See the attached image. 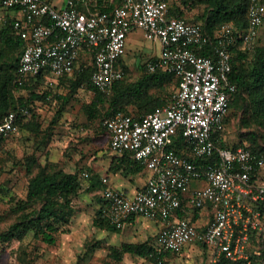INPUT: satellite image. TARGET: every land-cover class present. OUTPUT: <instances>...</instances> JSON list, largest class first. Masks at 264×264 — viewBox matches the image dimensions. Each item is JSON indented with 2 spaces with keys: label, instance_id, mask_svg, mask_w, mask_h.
I'll use <instances>...</instances> for the list:
<instances>
[{
  "label": "built area",
  "instance_id": "1",
  "mask_svg": "<svg viewBox=\"0 0 264 264\" xmlns=\"http://www.w3.org/2000/svg\"><path fill=\"white\" fill-rule=\"evenodd\" d=\"M52 1L0 0V9L12 13V35L23 42L18 81L41 74L54 81L70 75L86 51L93 61L92 85L109 94L122 78L116 62L123 57L128 35L137 29L144 39L159 44L147 70L178 79L167 104L140 118L117 112L104 121L110 150L130 154L148 173L132 195L109 186L102 190L110 224L121 229L133 217L162 222L152 243L159 255L180 254L199 244L207 251L204 264H220L222 258L234 264H264L258 247L249 245L252 236L264 239V160L242 146L216 144L224 141V118L235 91L230 49L237 40L242 48L254 49L264 23V1L249 0L247 25L238 37L231 24L215 30L214 58L198 54L209 41L200 25L168 17L166 1L122 0L110 11L103 10L107 0H63L59 8ZM3 20L0 16V23ZM16 117L10 112L3 118L0 142L16 132ZM175 136L181 138L185 155L169 147ZM194 181L202 186L192 189ZM195 215L204 218L190 222Z\"/></svg>",
  "mask_w": 264,
  "mask_h": 264
},
{
  "label": "trees",
  "instance_id": "2",
  "mask_svg": "<svg viewBox=\"0 0 264 264\" xmlns=\"http://www.w3.org/2000/svg\"><path fill=\"white\" fill-rule=\"evenodd\" d=\"M104 0H99L101 3ZM167 2V16L177 17L186 20L191 24H199L203 33L208 37V43L198 52L201 56L214 58V32L222 24H231L236 31L237 37L246 28L247 19L246 13L249 5V0H193L190 3H199L205 5V11L200 21H189L182 14L174 9L169 0ZM264 1V0H263ZM184 0L182 3L187 4ZM122 0H107V6L103 9L110 11L115 6H120ZM4 11L3 22L0 23V42L5 46L13 49H18V55L13 60L5 65L0 64V123L3 118L10 112H16L17 117L19 108L26 107L27 101L14 99L11 91L13 89L30 90V83L39 80L42 77H48V74L38 75L36 77H24L20 81L16 79L18 61L23 48V42L16 36L12 35L10 22L11 12L6 9ZM264 25V23H263ZM262 25V27H263ZM262 29V28H261ZM261 34V31H260ZM260 34L256 45L252 51L242 48L239 40L236 41L235 47L230 49L231 54V75L230 80L235 85V91L231 96L227 113L224 118V124L227 127L230 123L233 106L238 104L242 107V112L239 117V125L241 133L238 136L237 143L229 146L224 141H216V144L221 147H231L235 149L242 146L251 152L262 156L264 160V146L260 145L259 140L262 135L257 129L264 130V45L259 43ZM148 58L143 64L138 66L139 75L134 81H127L126 61L119 59L116 62L122 72V78L112 85L111 92L105 94L96 89L91 83V75L94 70L92 56L90 53L83 51L79 56L80 67L70 75H64L57 78V81L63 85L66 90L64 95H57V99L67 101L74 96L77 90L85 88L93 93V98L89 103L84 104V111L87 118L91 121L98 120L103 122L113 113L120 112L124 115H129L133 118H140L153 111L155 108L161 107L171 101L172 95H168L167 87L173 84L174 89L178 86V79L170 73L162 70L149 72L146 68V63L152 60ZM176 91V90H175ZM30 97L33 100H40L42 97L30 91ZM15 121V122H16ZM24 128L30 127V123H24ZM31 128V127H30ZM105 132L109 135L104 126ZM32 130V129H31ZM225 137V133H224ZM7 140V139H5ZM1 141L0 145L5 141ZM171 149L182 156L186 154V149L179 136H175ZM110 149V148H109ZM110 161L109 170L116 173L120 167H124L131 174L139 173L143 166L131 158L130 154L123 153L117 155ZM26 173L29 175L26 187V196L23 200H19L12 207L11 212L15 215V220L8 227L0 232V251L4 244L10 243L13 240L23 241L25 237L31 235L34 240L41 241L46 245H54L57 239V234L60 229L70 223L73 216V200L77 197L81 190V185L78 176L75 173H66L61 169H55L52 165L46 163L41 166L34 156L25 159ZM95 178L97 176L95 175ZM103 179V178H102ZM101 179V184H104ZM92 179L90 188L95 184ZM99 182V181H96ZM102 206L96 211L93 223L100 229H105L110 232H119L122 230L115 228L110 224L104 215L106 201L100 195ZM178 216L188 218L186 214L178 213ZM190 222H194L195 218L191 217ZM131 219L127 221L130 222ZM153 242H136V243H121L119 247H110V257H113L115 262H121L124 254H130L142 258L151 264H161L170 257H178L180 254L173 252H164L161 255L153 250ZM250 247L255 246L259 249V257L264 256V239L261 236L250 237ZM202 247V245H201ZM96 245L92 244L85 248L82 260L89 259ZM206 249L205 247H202ZM252 255H255V250H249ZM220 264H234L225 259H221Z\"/></svg>",
  "mask_w": 264,
  "mask_h": 264
},
{
  "label": "rangeland",
  "instance_id": "3",
  "mask_svg": "<svg viewBox=\"0 0 264 264\" xmlns=\"http://www.w3.org/2000/svg\"><path fill=\"white\" fill-rule=\"evenodd\" d=\"M184 0H169L184 18L193 22L200 21L205 5L199 3H182ZM63 0H53L59 8ZM4 11L0 10V16ZM156 42L146 40L142 31L137 29L130 33L123 52L127 64L125 77L134 81L139 75L138 66L158 53ZM259 43L264 45V25L261 29ZM158 44V43H157ZM159 46V45H158ZM19 50L9 48L0 42V64L5 65L17 57ZM30 83V90L13 89L14 99L27 101L26 107L19 108L16 132L0 145V232L15 220L12 207L26 196L29 175L25 169V159L34 156L41 166L46 163L55 169L78 176L81 190L73 200V216L68 225L60 229L54 245L34 240L31 235L23 241L13 240L3 245L0 251V264H151L140 257L124 254L121 262L110 257V247H119L121 243L153 242L159 229L147 219H137L119 232H110L96 227L93 223L96 211L100 209V186L94 178L96 173H109L110 161L114 154L108 146V137L103 122L91 121L84 111V104L89 103L93 93L85 88L77 90L66 102L57 99L64 95L63 85L51 77H42ZM173 84L167 87L168 95L175 92ZM30 91L41 95L40 100H33ZM230 123L225 131V143L229 146L237 143L241 133L239 117L241 105H234ZM16 113V112H15ZM30 127L24 128V123ZM32 129V130H31ZM262 135L259 140L264 146V130L257 129ZM116 173L126 180L131 178L137 184V174H131L124 167ZM264 177V166L261 170ZM103 175V174H102ZM94 186L90 188V181ZM202 183L194 181L192 189L201 187ZM96 245L89 259L82 260L83 252L89 245ZM195 246V245H194ZM196 246H200L197 244ZM189 250V251H188ZM178 257L167 258L161 264H204L202 254L196 249H188Z\"/></svg>",
  "mask_w": 264,
  "mask_h": 264
},
{
  "label": "crops",
  "instance_id": "4",
  "mask_svg": "<svg viewBox=\"0 0 264 264\" xmlns=\"http://www.w3.org/2000/svg\"><path fill=\"white\" fill-rule=\"evenodd\" d=\"M109 2H112V0H109ZM12 14V13H11ZM130 35V34H129ZM129 35H128V37H129ZM128 37H127V41H126V45H127V42H128ZM154 42H156L155 44L157 45V48L159 47L158 45L159 44H157L158 42L157 41H154ZM159 52V51H158ZM158 55V53L157 54H155L154 56H152V57H155V56H157ZM151 58V57H150ZM97 175V179L99 178V182H98V185L100 186V188H101V190H100V195H102V190L104 189V186L101 184V179L102 178H106L107 179V181H108V185H109V187H112V188H114V189H117V190H119V191H122L123 193H125V194H127V195H132L133 193H134V191L135 190H137L138 188H140V187H142L143 186V184H144V182H145V179H146V177H147V171L145 170V169H142L138 174H137V179H136V181H137V184L135 185H133L132 184V177L131 178H127L126 180H124V179H122L120 176H119V174L118 173H112V172H109V173H102V174H100L99 172H97L96 173ZM95 178V177H94ZM94 181L96 180V179H93ZM93 181V182H94ZM98 181V180H97ZM194 218H195V221H201L203 218H204V216H197V215H195V216H193ZM139 220V219H144V218H142V217H133V218H131V221L130 222H128L127 224H125V226L122 228V229H124L127 225H131L134 221H136V220ZM152 223H153V225H154V227L156 228V229H159V231H161L162 230V228L164 227V225H163V223L162 222H160V221H152V220H150ZM188 249H196L198 252H199V254H202V257H203V259H202V262L203 263H205V261L207 260V251H206V249H204V248H202V247H200V246H194V245H190V246H187L184 250H183V252H181L182 254H180V255H183V254H185V251L186 250H188ZM189 251V250H188Z\"/></svg>",
  "mask_w": 264,
  "mask_h": 264
}]
</instances>
